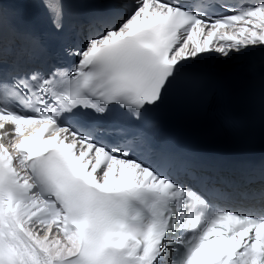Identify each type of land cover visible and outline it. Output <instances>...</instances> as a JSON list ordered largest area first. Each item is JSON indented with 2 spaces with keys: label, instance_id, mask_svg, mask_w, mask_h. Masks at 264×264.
<instances>
[{
  "label": "snow or ice",
  "instance_id": "1",
  "mask_svg": "<svg viewBox=\"0 0 264 264\" xmlns=\"http://www.w3.org/2000/svg\"><path fill=\"white\" fill-rule=\"evenodd\" d=\"M131 8L65 52L71 70L0 77V264H264V211L214 207L195 181L84 123L116 110L139 119L186 62L264 47V0L214 19L180 0Z\"/></svg>",
  "mask_w": 264,
  "mask_h": 264
},
{
  "label": "bare ground",
  "instance_id": "2",
  "mask_svg": "<svg viewBox=\"0 0 264 264\" xmlns=\"http://www.w3.org/2000/svg\"><path fill=\"white\" fill-rule=\"evenodd\" d=\"M209 58V57H208ZM264 59V47L255 46L245 51L244 54L232 53L228 58L220 56L218 58H210L206 63L221 72L233 73V76L228 77L235 84L240 85L243 82V76L246 74H259L264 72V63L257 64ZM243 105H237V109H242ZM226 141L234 140L230 135L223 138Z\"/></svg>",
  "mask_w": 264,
  "mask_h": 264
}]
</instances>
